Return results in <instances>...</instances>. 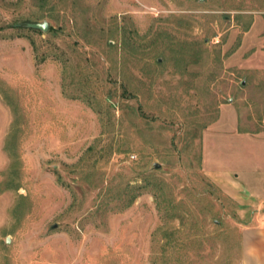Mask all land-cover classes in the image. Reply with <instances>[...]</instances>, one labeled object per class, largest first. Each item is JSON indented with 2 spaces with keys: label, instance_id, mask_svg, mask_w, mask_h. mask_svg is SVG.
I'll list each match as a JSON object with an SVG mask.
<instances>
[{
  "label": "rangeland",
  "instance_id": "1",
  "mask_svg": "<svg viewBox=\"0 0 264 264\" xmlns=\"http://www.w3.org/2000/svg\"><path fill=\"white\" fill-rule=\"evenodd\" d=\"M230 132L264 133V0H0V264H254Z\"/></svg>",
  "mask_w": 264,
  "mask_h": 264
},
{
  "label": "crops",
  "instance_id": "2",
  "mask_svg": "<svg viewBox=\"0 0 264 264\" xmlns=\"http://www.w3.org/2000/svg\"><path fill=\"white\" fill-rule=\"evenodd\" d=\"M234 129L236 128L232 130ZM229 135H237V138L244 139L246 146L250 148V152L252 150V156L251 158L236 157V159H232L230 166L225 165V167L218 158L217 152L213 151L214 157L209 155L207 140L208 160L212 159L219 162L218 168L212 170V178L243 209L254 208L258 211L264 206V133L245 134L240 137V134L230 132L225 136ZM243 246L246 261L254 264H264V226L244 228Z\"/></svg>",
  "mask_w": 264,
  "mask_h": 264
},
{
  "label": "water",
  "instance_id": "3",
  "mask_svg": "<svg viewBox=\"0 0 264 264\" xmlns=\"http://www.w3.org/2000/svg\"><path fill=\"white\" fill-rule=\"evenodd\" d=\"M200 1H203V0H200ZM31 28H34V29H39V30H42V31H47L48 30V23H33V24H30L29 25Z\"/></svg>",
  "mask_w": 264,
  "mask_h": 264
}]
</instances>
